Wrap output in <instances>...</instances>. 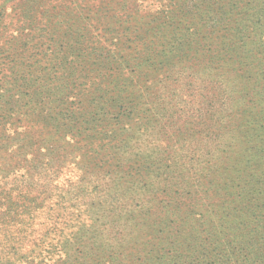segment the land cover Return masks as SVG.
Masks as SVG:
<instances>
[{"label": "trees", "instance_id": "trees-1", "mask_svg": "<svg viewBox=\"0 0 264 264\" xmlns=\"http://www.w3.org/2000/svg\"><path fill=\"white\" fill-rule=\"evenodd\" d=\"M42 1L46 5L52 0H40V4ZM88 1L80 0L83 9L79 15L82 18L89 13L88 21L102 8L109 14L120 7L128 17L141 13L135 0ZM190 2L169 0L161 6L160 15L150 19L149 30L136 33V41L127 38L112 49H102L107 55L101 54L95 65L82 71L84 78L94 79L91 83L67 90L47 80L29 82L20 73L25 79L22 84L0 94V159H5L0 168L6 177L20 170L22 164L35 170L40 164H62L60 160L78 166V177L84 181L86 176L102 171L113 175L117 180L108 188L117 192L123 189L127 193L135 180L148 179L154 171L149 162L139 163L144 158L141 156L122 162L120 143H126L118 141V136L122 137L126 129L118 125L133 123V108L143 104L149 94L158 96L154 84L157 74L174 71L179 76L176 70L180 68L191 76L198 75L201 83L210 86L204 95V120L210 127L217 126L211 135L232 124L230 136L220 140L218 147L209 146L205 153L215 167L208 173L203 171V183L193 184L197 188L194 195L189 183H179L185 194L181 200L171 197V193L179 194L175 184L151 185L147 190L154 193L149 205L121 215L113 207H105L118 199L112 197L115 194L111 190L109 202H95L88 210H96V220L89 219L90 226H75L78 231L73 234L67 215L57 211L50 224L36 230L29 240L34 249L48 254L51 264H264V1L199 0L201 8L183 13ZM37 7L35 0L21 5L22 21L13 26L6 23L5 30L10 35L34 34L38 30L33 18V14L37 17ZM57 9L73 17L68 6ZM248 9L253 10L249 18L239 16ZM205 11L211 16L202 26V35L190 39L181 33L196 26L193 18L202 17ZM168 12L173 13L174 21L165 20ZM101 14L95 20L104 38L112 27ZM65 19L51 22L49 29L56 31ZM95 36L89 38L90 43ZM134 43H139L140 49ZM137 54V62L131 65L128 58ZM19 56L23 61L22 53L7 55L5 60L12 65ZM9 69L18 74V68ZM25 69L28 77L29 72L34 73L30 65ZM225 105L226 109H221ZM63 113L72 116L65 134L52 124ZM222 119L226 120L225 129L218 125ZM29 120L42 126V133L27 134L32 128L27 125ZM51 124L55 130L49 129ZM44 134L49 135L48 141L41 139ZM105 210L112 216L106 217ZM83 236L88 239L84 251L80 257H71V243ZM23 258L24 264H47L41 259L31 263L26 256L19 259Z\"/></svg>", "mask_w": 264, "mask_h": 264}, {"label": "rangeland", "instance_id": "rangeland-1", "mask_svg": "<svg viewBox=\"0 0 264 264\" xmlns=\"http://www.w3.org/2000/svg\"><path fill=\"white\" fill-rule=\"evenodd\" d=\"M28 1L34 0H0V94L6 93L12 85L22 84L25 79L20 73L29 82L32 80L33 83H39L47 80L52 86L62 85L67 90L81 83H91L94 79L87 80L82 71L95 65L96 59L101 54L107 55L105 51L112 49L114 44L118 45V42L121 43L127 38L136 41V33H140L142 29L149 30L150 19L160 15L161 6L165 7L169 2V0H135L134 4L141 13L131 17L121 12L118 9L120 7L114 8L109 14L105 12V8L100 9L98 14H102L99 16L105 15L104 21L108 23L110 29L112 27L102 38L101 28L95 20L98 14L91 16L92 19L88 21L90 14L84 13L82 15L84 20L81 21L80 9H83L85 0L83 3L80 0H52L46 4L48 6L45 5V1L40 4V0H35L38 3L36 8L38 14L37 17L33 14V18L38 30L31 35H20L15 32L10 35L4 28L6 23H11L13 26L16 22L22 21L19 16L20 8ZM59 5L68 6V12L73 17L60 14L57 9ZM195 5L197 6L193 7ZM201 7L199 0H192L183 7V13ZM209 11L211 12L210 7ZM209 11H205L202 17L193 18L196 26H191L181 33H185L186 37L190 36V39L202 35V26L211 16ZM252 13L253 10L250 9L246 12L242 10L239 16L246 19ZM166 15L167 22L174 21L173 13L168 12ZM62 18H66L62 20L64 24L59 22L57 30L51 31L49 24L51 22L54 24ZM87 24L88 26L85 27ZM92 35L96 36L90 43L89 38ZM133 45L136 49H140L139 43ZM20 47L22 48L19 49ZM102 49L105 51L103 52ZM21 53L25 57L23 61L21 56L15 58L16 62L12 65L5 60L7 55ZM138 57L139 54L129 57L130 64H135L137 62L135 59ZM25 65H30L31 69H34V73L29 72V77ZM9 66L13 70L18 68V74H13ZM176 71L180 73L179 76L174 75V71L157 74L158 81L154 84H157L156 87L159 89L158 96L149 94L143 104L133 108L131 113L133 123H129L128 126L118 125L126 129L122 137L118 136V141L123 140L126 143V145L120 143V147L123 148L118 156L123 159L122 162H130L134 157L141 156L144 158L139 160V163L147 161L154 166L151 168L154 169L152 174L147 175L148 179L135 180L127 193L123 189H119L118 192L112 187L109 189L108 186L117 179L105 171L86 176L84 181L78 177L81 174L78 166L66 165L67 163L63 164L60 160L58 162L62 164L49 163V166L40 164L35 170L22 164L20 170L12 171V175L8 177L0 168V264L6 262L24 264V258L19 259L24 256L30 259L31 263H34L35 259H41L51 264L47 253L39 252L33 245L31 246L29 240L36 234V230L50 224L57 211L67 215L66 219L71 226L72 234L78 231L75 230V226H90L89 219L93 222L98 217V213L96 214V210L88 213V210L92 209V204L95 202L105 199L109 202L111 190L115 194L112 197L118 199L106 203L105 207H113L121 215L135 213L148 206L149 198L154 193L147 190L151 185L159 187L163 182L167 186L175 184L179 194L171 193V197L176 196V200H181L185 196L181 193L179 183L181 186L189 183L191 194H195L197 188L193 184L203 183L201 177L215 167L211 156L205 153L209 151V146L218 147L220 140L230 136L232 124L227 126V130L220 129L215 136L211 135L217 126L210 127L204 120V95L208 93L210 86L201 83L198 75L191 76L190 72L180 68ZM134 73L139 74L136 71ZM214 107H217V102ZM163 109L167 111L166 114ZM221 109H226V105ZM221 109L219 106L217 113ZM143 111L145 116L140 117L139 113ZM60 117L52 124L58 125L56 127L65 134L72 116L63 113V117ZM220 122L218 125L224 127L226 120L222 119ZM28 123V127L32 126V128L28 133L26 132L27 134L42 133V126H37L32 120ZM52 124L49 129L55 130ZM97 130L102 131V129ZM98 131L95 133L97 134ZM48 137L49 135L44 134L41 139L48 141ZM4 161L5 159H0V167ZM204 170L206 171L203 173ZM158 195L155 194L154 197ZM105 215L112 216L108 210H105ZM186 216L187 214L184 215ZM89 231L88 229L87 232ZM87 242L86 236L72 242L74 253L71 257H80Z\"/></svg>", "mask_w": 264, "mask_h": 264}]
</instances>
